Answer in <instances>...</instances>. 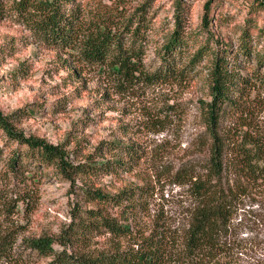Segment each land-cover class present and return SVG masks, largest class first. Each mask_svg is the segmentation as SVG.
<instances>
[{"label": "rangeland", "instance_id": "1", "mask_svg": "<svg viewBox=\"0 0 264 264\" xmlns=\"http://www.w3.org/2000/svg\"><path fill=\"white\" fill-rule=\"evenodd\" d=\"M76 1L91 8L95 2ZM123 1L121 12L134 17L132 11L144 0ZM206 1L182 0L186 4L183 31L193 42L185 55L211 31L210 44L220 37L228 43L230 63L245 67V58L236 50L246 15L250 8L255 10L253 0H213L210 31L202 25ZM175 3L152 0L150 4L143 55L148 71L161 61L176 20ZM257 15L260 27L264 13ZM74 52L37 40L13 16H0V110L5 115L15 112L10 121L24 135L63 144L73 162L85 161L89 155L94 161L120 157L131 159L132 168L72 178L54 165L45 167L33 157L23 158L26 147L8 140L0 130V243L4 241L0 264H59L54 260L58 252L72 258L68 264H82L83 257L137 247L152 234L165 240L169 257L163 264H179L177 249L195 206L189 184L179 172L199 171L208 157L200 100L207 98L209 59H202L185 77L121 88L103 65L78 59ZM187 56L175 60L186 61ZM244 102L246 117L226 116L224 129L230 134L251 127L264 133V86L254 84ZM25 107L31 112L21 114ZM112 141L136 146L138 157L110 151ZM130 186L135 188L132 211L128 203L90 201L85 191L116 194ZM87 209H100L128 225L130 234L115 237L94 229L75 238L71 225L77 224L79 211L82 217ZM41 237L51 241L49 254L28 248L31 239ZM226 240L222 260L228 264H264V184L239 197Z\"/></svg>", "mask_w": 264, "mask_h": 264}, {"label": "trees", "instance_id": "2", "mask_svg": "<svg viewBox=\"0 0 264 264\" xmlns=\"http://www.w3.org/2000/svg\"><path fill=\"white\" fill-rule=\"evenodd\" d=\"M122 1L95 0L91 8L76 0H5L0 2V16H13L37 40L67 47L75 51L78 59L103 65L121 88L166 77H185L202 59H209L205 73L207 98L200 100L208 157L202 160L199 171L186 168L179 172L180 178H186L189 184L195 206L177 254L179 264H228L222 258L236 202L253 186L264 184V133L249 127L229 134L223 127L226 116L230 114L246 117L244 99L247 92L256 83L264 86V22L260 27L257 23V14L264 13V0H253L255 10L249 9L239 32L236 51L246 60L243 68L230 63L226 41L215 37V44H210L214 38V33L209 29L213 0L205 2L202 15V25L210 33L196 44L192 53L185 55L187 47L192 46L193 42L189 43V37L182 27L186 4L176 0L174 27L166 37L161 61L151 71L146 70L143 55L149 36L145 27L150 20L147 14L152 0H144L134 9L131 13L134 17H127L126 12H121V6H124ZM183 56H187L186 61L175 60H183ZM252 60H255L254 67ZM23 109L26 112L21 114L31 112L27 107ZM14 115L15 112L5 115L0 110V130L8 140L26 147L23 158L33 157L45 167L54 165L62 174L72 178L83 174L130 171L132 168L131 159L120 157L94 161L93 156L89 155L85 161L73 162L69 158L70 151L63 148V144L54 145L15 130L10 121ZM108 145L110 151L123 150L129 156L138 157L134 145L117 141ZM71 154H75L74 150ZM134 190L130 186L116 194L85 191L90 201L116 205L128 203L130 207L127 209L132 211ZM84 213L86 215L80 217L79 211L77 224L71 225L70 233L75 238H84L94 229H104L115 237L130 234L128 225L116 222L100 209H87ZM50 245L47 237H41L31 239L28 248L49 254ZM164 249L165 240L152 234L144 237L137 247L129 246L122 251L83 257L81 261L82 264H163L169 257ZM3 252L4 241H1L0 259ZM71 259L68 254L62 256L59 252L54 257L55 261H60L59 264H68Z\"/></svg>", "mask_w": 264, "mask_h": 264}]
</instances>
